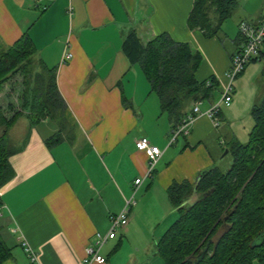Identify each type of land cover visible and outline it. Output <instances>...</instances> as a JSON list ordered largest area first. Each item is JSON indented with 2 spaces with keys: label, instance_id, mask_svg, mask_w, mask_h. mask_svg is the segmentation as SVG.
<instances>
[{
  "label": "crops",
  "instance_id": "obj_1",
  "mask_svg": "<svg viewBox=\"0 0 264 264\" xmlns=\"http://www.w3.org/2000/svg\"><path fill=\"white\" fill-rule=\"evenodd\" d=\"M193 4L194 0H0V45L11 46L24 34L30 36L36 58L56 69L57 87L75 129L51 149L45 139L58 127L49 130L50 136L39 129L49 120L30 131L28 118L22 116L23 132L10 130V138L18 139L22 150L10 159L14 179L0 187V230L12 248L3 264H33L22 242L36 252L35 264H79L95 235L108 234L110 217L122 212L132 196L128 225L101 250L104 264H159L157 242L178 218L168 188L175 182L194 184L202 171L220 168L219 149L230 141L247 143L254 126L252 108L264 98L263 45L260 59L233 83L232 102L222 105L217 120L198 116L189 134L170 147L146 135L151 129L145 123L152 120L136 107L151 100L153 92L141 68L131 65L123 53L126 35L137 30L148 42L166 33L199 53L197 80L213 78L217 84L199 101L205 113L221 100L228 84L232 57L243 43L239 24L257 22L264 10V0H237L229 18L234 19L235 32L226 29L223 36L206 37L187 26ZM65 53L72 54L68 62L63 61ZM194 105H188V113ZM158 111L156 103L154 114ZM165 123L161 134L166 133L167 141L172 126L169 119ZM142 137L163 151L151 178L146 177V156L136 147ZM65 143L72 153L65 152ZM58 147L62 157L56 153ZM139 178L142 185L134 191Z\"/></svg>",
  "mask_w": 264,
  "mask_h": 264
},
{
  "label": "trees",
  "instance_id": "obj_2",
  "mask_svg": "<svg viewBox=\"0 0 264 264\" xmlns=\"http://www.w3.org/2000/svg\"><path fill=\"white\" fill-rule=\"evenodd\" d=\"M236 6L237 0H194L187 26L206 37L218 36ZM122 50L130 64L143 71L172 128L189 114V104L207 99L217 87L213 78L197 80L200 54L166 33L143 42L139 32L131 30ZM36 53L28 34L11 46L0 45V94L16 76L26 82L35 62L41 69L32 99L24 101L22 110L0 104V187L15 177L10 159L22 148L11 147L9 132L22 116L28 118L30 131L44 120L57 124V132L45 139L50 149L75 131L57 87L56 69L48 68ZM251 115L254 126L248 142L232 140L224 148L232 157L227 171L211 168L202 171L194 184L175 182L168 188L169 203L178 218L157 242L160 264H264V98ZM11 256L12 248L0 230V264Z\"/></svg>",
  "mask_w": 264,
  "mask_h": 264
},
{
  "label": "built area",
  "instance_id": "obj_3",
  "mask_svg": "<svg viewBox=\"0 0 264 264\" xmlns=\"http://www.w3.org/2000/svg\"><path fill=\"white\" fill-rule=\"evenodd\" d=\"M42 0H34L35 3H40ZM72 13L70 12V15ZM239 35L243 40L241 48L233 55L231 65L227 73L228 84L224 89L222 98L219 102L213 104L210 109L203 113L199 108V102H196L192 111L181 121V123L171 128L168 134V146H172L182 136L189 134V129L195 122L198 116L205 115L211 119H218L221 114L222 105H230L234 94L233 83L244 72L246 67L260 56L264 45V10L257 22L242 21L239 26ZM72 58L71 53H65L63 61L68 62ZM211 83L208 81L207 86ZM138 151L143 152L147 159L146 177L151 178L154 174L156 165L160 161L163 151L151 144L148 138L142 137L136 141ZM143 179L139 178L134 182V191L142 185ZM134 196L126 201L122 212L110 217V229L108 234L102 235L97 233L94 237V242L86 249L84 259L79 264H104L105 257L101 254L103 246L109 240L116 238L118 232L126 228L129 223L130 209L134 205ZM0 216H2V208L0 207ZM22 247L26 252L31 263H38L36 252L31 249L26 242H22Z\"/></svg>",
  "mask_w": 264,
  "mask_h": 264
},
{
  "label": "rangeland",
  "instance_id": "obj_4",
  "mask_svg": "<svg viewBox=\"0 0 264 264\" xmlns=\"http://www.w3.org/2000/svg\"><path fill=\"white\" fill-rule=\"evenodd\" d=\"M233 21H231V19L226 21V23L224 24L222 28L224 30L219 32L220 36L224 35V32L227 31L226 29H228L230 33H232V31L235 32L234 27L232 25ZM40 72H41V69L38 65V62H35L34 65L32 66V73L26 82H24V78L22 76L20 75L16 76L9 84L5 86L4 91L0 94V104L1 105L3 104L6 107V105L10 103L13 105L12 108L14 111L22 110L21 106L24 103V101L27 100V102H29L32 99V95H33L32 91L36 86V75ZM156 103L159 106V111L157 115L156 113L154 114ZM136 110L137 111L141 110V112H143V115H146L147 118L152 120V124L145 123L148 127V130L151 129L150 133L147 132L146 135H149L150 137H153L154 139H157V140L161 139L163 142L165 140V142H167L168 144V140L166 141L165 139L166 133L161 134V132H163V128L166 124L165 122L168 119V116L165 113H162L157 95L155 93H152L151 100H149L146 104H143L139 108L136 107ZM23 127H24V122L22 121V119H19L17 124L13 127L14 128L13 130H15L16 132H21V131L23 132ZM39 129L43 131L44 133H47L46 135L50 136L51 134L49 133V130L56 131L57 124L53 122L52 123L49 122L48 124L39 126ZM64 137H67V135L66 136L64 135ZM17 142H18V139L15 140L13 138H10L11 147L17 148L19 146V143ZM65 148H66L65 152L67 153H70L72 150V148L68 146L67 143L63 145V149ZM55 150H56L57 155L59 157H62V153L59 147L56 148ZM219 152H220L219 158L222 157V159L220 160L221 163L219 166H220V169L225 172L229 169V167L232 164V157L230 154H225V151L224 150L222 151L221 148L219 149ZM156 262L159 264L161 263V260L159 259V257L156 258Z\"/></svg>",
  "mask_w": 264,
  "mask_h": 264
},
{
  "label": "water",
  "instance_id": "obj_5",
  "mask_svg": "<svg viewBox=\"0 0 264 264\" xmlns=\"http://www.w3.org/2000/svg\"><path fill=\"white\" fill-rule=\"evenodd\" d=\"M225 154H228V150H225Z\"/></svg>",
  "mask_w": 264,
  "mask_h": 264
}]
</instances>
